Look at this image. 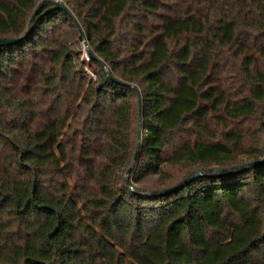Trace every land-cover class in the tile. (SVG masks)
Instances as JSON below:
<instances>
[{
    "label": "trees",
    "instance_id": "trees-1",
    "mask_svg": "<svg viewBox=\"0 0 264 264\" xmlns=\"http://www.w3.org/2000/svg\"><path fill=\"white\" fill-rule=\"evenodd\" d=\"M59 1L0 47V264H264V165L125 182L141 115L135 186L264 159V0Z\"/></svg>",
    "mask_w": 264,
    "mask_h": 264
},
{
    "label": "water",
    "instance_id": "water-1",
    "mask_svg": "<svg viewBox=\"0 0 264 264\" xmlns=\"http://www.w3.org/2000/svg\"><path fill=\"white\" fill-rule=\"evenodd\" d=\"M44 3H48L51 4L52 7L46 11L44 14L50 13L54 10H64L68 13H70L69 9L63 5L62 2H60L59 0H47V1H43L40 3V5L38 6V9L35 11L34 15L32 16L30 23H29V28L28 31L25 35V37H27L28 35H30L36 25V16L38 13L39 8L44 4ZM70 15H72L70 13ZM25 37H20V38H0V47H4V46H11V45H15L18 44L20 42H22L24 40ZM80 41L83 45L84 51L87 55V59H93L95 58L93 53L91 52L90 48H89V44L87 43L86 37L85 35L82 33L80 36ZM105 67V72L107 74V76L113 80L116 81L115 78H113L112 73L110 71V69L104 65ZM135 90H137L134 87ZM142 116V115H141ZM141 116H140V123L138 126V135H137V145H136V150H135V154L133 157V161L132 164L130 166V168L127 170L126 174H125V182L126 185L128 186V188L134 192L137 195L143 196V197H160V196H165L168 195L170 193H173L177 190H180L182 188H184L185 186H187L188 184H190L192 181L197 180L199 178L202 177H207V176H213V177H223V176H230V175H236L239 173H243V172H247L250 171L258 166H262L264 165V159L261 160H254L251 161L249 163L243 164V165H237V166H232V167H227V168H207V169H201L198 170L196 172H194L193 174H191L190 176H188L185 180H183L182 182H180L178 185L171 187V188H167V189H163L160 191H151V192H145V193H141L139 191H137L135 185L133 184V182L131 181V172L133 171V169L136 166L137 163V159H138V155L140 153V149H141V145H142V124H141Z\"/></svg>",
    "mask_w": 264,
    "mask_h": 264
},
{
    "label": "rangeland",
    "instance_id": "rangeland-1",
    "mask_svg": "<svg viewBox=\"0 0 264 264\" xmlns=\"http://www.w3.org/2000/svg\"><path fill=\"white\" fill-rule=\"evenodd\" d=\"M83 54L85 57H87L85 51H84V48H83ZM92 74V73H91ZM93 75V74H92ZM252 161V160H251ZM251 161H247L245 162L244 164L246 163H249ZM243 165V164H242ZM215 168H219V167H215ZM198 171V170H197ZM158 183H159V177L158 176H149L145 179H143L140 183L136 184L135 187H140L142 189H146L148 192H151V191H154L156 190V186H158ZM134 184V183H133ZM135 185V184H134ZM157 191H160V190H157Z\"/></svg>",
    "mask_w": 264,
    "mask_h": 264
}]
</instances>
